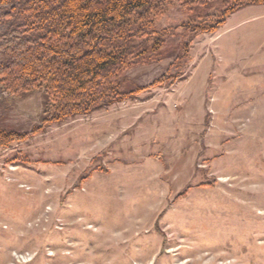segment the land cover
<instances>
[{
  "label": "rangeland",
  "instance_id": "1",
  "mask_svg": "<svg viewBox=\"0 0 264 264\" xmlns=\"http://www.w3.org/2000/svg\"><path fill=\"white\" fill-rule=\"evenodd\" d=\"M188 1L132 98L45 124L43 92L0 91V132L28 135L0 145V264H264V8L192 36Z\"/></svg>",
  "mask_w": 264,
  "mask_h": 264
},
{
  "label": "trees",
  "instance_id": "2",
  "mask_svg": "<svg viewBox=\"0 0 264 264\" xmlns=\"http://www.w3.org/2000/svg\"><path fill=\"white\" fill-rule=\"evenodd\" d=\"M169 1L0 0V91L43 92L45 124L91 115L136 96L144 88L124 92L123 74L157 58L165 38L173 35L155 24ZM190 3L197 6L191 11L201 12L178 28L192 36L216 32L246 7L264 6V0ZM27 137L0 132V145Z\"/></svg>",
  "mask_w": 264,
  "mask_h": 264
},
{
  "label": "crops",
  "instance_id": "3",
  "mask_svg": "<svg viewBox=\"0 0 264 264\" xmlns=\"http://www.w3.org/2000/svg\"><path fill=\"white\" fill-rule=\"evenodd\" d=\"M264 8V6H255V7H251V9L249 11L251 12H260V11H254L255 9L254 8ZM261 13L263 14L264 13V10L261 11Z\"/></svg>",
  "mask_w": 264,
  "mask_h": 264
}]
</instances>
